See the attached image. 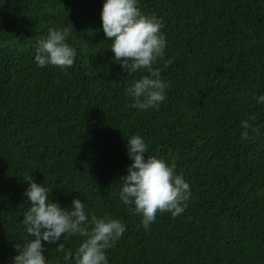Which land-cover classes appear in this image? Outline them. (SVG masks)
<instances>
[{
  "label": "trees",
  "instance_id": "obj_1",
  "mask_svg": "<svg viewBox=\"0 0 264 264\" xmlns=\"http://www.w3.org/2000/svg\"><path fill=\"white\" fill-rule=\"evenodd\" d=\"M103 0H0V264L31 239L22 219L32 178L61 207L120 219L109 264H264V0H138L162 22L153 64L167 81L159 107H131L129 75L112 61ZM68 27L73 66L39 68L38 41ZM250 116L247 135L242 121ZM140 135L190 185L184 211L158 212L146 230L119 199ZM82 239L44 243L47 264H75Z\"/></svg>",
  "mask_w": 264,
  "mask_h": 264
},
{
  "label": "clouds",
  "instance_id": "obj_2",
  "mask_svg": "<svg viewBox=\"0 0 264 264\" xmlns=\"http://www.w3.org/2000/svg\"><path fill=\"white\" fill-rule=\"evenodd\" d=\"M101 27L110 38L111 59L129 75L144 70L148 75L134 78L126 86L131 107L149 110L159 107L165 99L168 83L162 80L160 70L154 68L166 48L163 25L159 17L146 15L138 7V0H103L100 12ZM70 29L49 28L45 39L38 41L34 62L39 68L56 66L66 71L73 66L76 49L68 42ZM257 104H264V93L256 97ZM250 116L242 126L247 135ZM126 154L131 163L121 176L119 199L132 205L133 212L141 216V225L147 230L158 212H170L173 217L181 214L191 196L190 185L175 165L154 155L146 156L148 147L140 135L125 136ZM49 189L32 178L27 180L23 195L30 207L22 219L23 228L31 239L15 244L16 254L10 264H47L44 243H55L58 252L64 251L62 237L79 235L82 242L75 250V264H109L106 250L111 248L126 231L120 219L89 216L84 202L74 197L69 206L61 207L49 198Z\"/></svg>",
  "mask_w": 264,
  "mask_h": 264
}]
</instances>
